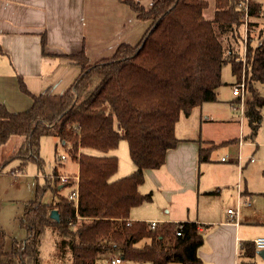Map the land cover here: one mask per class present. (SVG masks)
Returning <instances> with one entry per match:
<instances>
[{"label": "trees", "instance_id": "16d2710c", "mask_svg": "<svg viewBox=\"0 0 264 264\" xmlns=\"http://www.w3.org/2000/svg\"><path fill=\"white\" fill-rule=\"evenodd\" d=\"M122 1L138 19L148 22L136 44L121 43L111 56L92 63L83 50L63 54L81 71L62 93L31 94V106L20 112H10L0 102V146L23 137L16 150L0 158V174L14 159L20 161L14 170L20 171L29 161L42 168L41 138L55 136L77 164L78 188L76 201L70 199L75 180L60 184L55 166L38 186L37 197L26 205L25 239L12 238L7 247L6 233L0 229V264H42L40 245L47 232L59 239L70 264H96L97 258L108 254L150 264H202L198 249L203 234L196 222H157L151 227L146 220L130 219V210L151 201V193L142 194L138 187L144 171L159 168L176 145L180 116L217 100L226 62L236 81L248 78L244 115L250 136H255L264 96L254 84L263 80L264 48L248 45L245 60L239 57L243 0H211V16L205 15L209 0H152L149 7ZM248 4L251 16L264 14V0ZM222 35L237 47L233 49L231 42L225 45ZM41 44L44 54V35ZM20 87L29 93L21 79ZM121 138L136 168L113 180L117 158L108 153ZM217 145L201 147L199 160L208 161ZM45 191L52 194L48 202L40 199ZM52 209L58 212L57 220L50 217ZM240 250L252 256L257 248L254 241H243Z\"/></svg>", "mask_w": 264, "mask_h": 264}, {"label": "crops", "instance_id": "0c3cea01", "mask_svg": "<svg viewBox=\"0 0 264 264\" xmlns=\"http://www.w3.org/2000/svg\"><path fill=\"white\" fill-rule=\"evenodd\" d=\"M134 1L144 7L152 2ZM144 22L122 0H0V102L8 111L20 112L31 106V94L62 93L81 71L63 54L83 50L90 63L109 57L121 43L136 44L147 28ZM20 79L29 93L21 89ZM232 95L236 99L217 97L180 116L175 125L176 145L166 152L159 168L144 171L151 188L142 191L144 183L138 187L142 193L152 192V202L145 204H152L154 210L143 211L141 216L134 210L130 219L196 222L203 234L198 249L202 264H264V249L252 256L240 250L241 242L264 237V209L251 203L255 192L245 173L255 162L254 136L249 127V133L244 131L239 114L244 115L246 105L242 109L241 98ZM12 140L16 148L18 138ZM211 144L218 145L208 161H200L199 149ZM68 162L76 165V174L77 164ZM68 162H58L59 174ZM229 208L236 213L231 216ZM102 257L106 264L110 256Z\"/></svg>", "mask_w": 264, "mask_h": 264}, {"label": "rangeland", "instance_id": "374dc122", "mask_svg": "<svg viewBox=\"0 0 264 264\" xmlns=\"http://www.w3.org/2000/svg\"><path fill=\"white\" fill-rule=\"evenodd\" d=\"M213 12V3L209 0V5L205 10L206 16H211ZM140 20V19H139ZM141 22H144L141 20ZM146 26V21L144 22ZM221 38L224 40L225 45L228 42H231L230 45L235 49L237 45L233 42V39L230 37H226V35H222ZM239 50V47H238ZM250 76V75H248ZM245 81L248 82V78L245 76ZM236 81L235 75L232 73L231 64L226 62L221 67V84L217 88V97L221 100H228V99H236L232 95V83ZM255 87L258 89L260 95L264 96V76L263 80L259 83L254 84ZM241 98L240 106L243 109V105H245L246 100L249 98V92L247 88L242 92L239 96ZM261 121L258 127L256 135L253 137V142L255 148L252 155L255 159L254 163H251L246 170V177L245 179L249 182L250 186L253 188L252 191L255 192L253 200L251 203L257 209H264V106L261 108ZM242 116V122L244 124V131L249 133L248 125L246 118H244L243 112L239 113ZM236 131H238L239 125L238 120L235 125ZM18 138L16 141V148L13 147V142L15 140L9 141L8 143L0 146V158L5 159L7 158L11 152L16 150L20 145L23 137H15ZM56 143V144H55ZM231 150L234 147H230ZM222 150V149H220ZM221 152V151H219ZM250 152V153H251ZM65 154V159H61L60 154ZM228 153V152H227ZM233 151L231 153L226 154L228 155L227 158L232 156ZM108 154H113L117 158V171L112 176V179H117L132 173L135 170V165L130 159L129 156V149L128 144L125 139L121 138L118 142L117 147L110 151ZM40 156L44 159V164L42 168H38V166L32 162H27L24 166L21 167L19 174L13 175L11 171L14 170L18 165H20V161L18 159L11 160L2 170L0 174V229L4 230L7 236L6 246H10V240L17 239L23 240V237H26V229L22 223V217L28 202L34 200L38 195V186H42L45 182V177L43 176L46 174L47 176L51 174L53 168L57 166L59 169L58 162H74L72 161L64 150L63 145L60 143L59 139L55 136H43L41 138V145H40ZM254 164V165H253ZM253 165L251 168L250 166ZM66 170H60L59 175H68L71 178L74 177L73 170H76L75 164H68L66 165ZM66 171V172H64ZM62 172V174H61ZM63 172L65 174H63ZM72 172V173H70ZM59 173V172H58ZM70 173V174H69ZM145 175V173H144ZM147 182L146 176H144V185ZM142 183V184H143ZM141 184V185H142ZM141 188L142 191H145L150 186V180L147 184ZM139 189V188H138ZM67 189H64L65 192ZM140 191V190H139ZM141 192V191H140ZM151 193V201L153 200L152 192L150 190L147 193ZM142 193V192H141ZM146 194V193H142ZM52 197L50 191H45L41 193L40 199L43 202H48ZM147 203V202H145ZM141 204L138 206L133 207L130 210V214L132 211L136 212L139 216L142 215L143 211L154 210L153 205L148 204ZM147 215V214H146ZM139 220V219H135ZM54 237L51 233L45 235L44 242L40 245L41 256L43 263L42 264H70V257L69 253L63 248L58 246L59 239ZM53 241H56V244H53ZM109 255V254H108ZM115 255V254H114ZM112 257V255H109ZM108 257V258H110ZM258 258V256H257ZM96 264H105V260L103 257L96 259ZM107 264V260H106ZM124 264H132L129 261H126ZM147 264H150L147 262Z\"/></svg>", "mask_w": 264, "mask_h": 264}, {"label": "built area", "instance_id": "2783aa9c", "mask_svg": "<svg viewBox=\"0 0 264 264\" xmlns=\"http://www.w3.org/2000/svg\"><path fill=\"white\" fill-rule=\"evenodd\" d=\"M239 8L242 11L243 16V42L241 43L239 47L240 52V58L244 61L246 57V49L249 46L252 48H264V14L259 17H253L249 14V4L248 0H243ZM249 22L255 23L253 27L248 26ZM247 88V82L244 78H242L240 81H236L234 84H232V93L239 97L242 92ZM65 155H61V159H64ZM221 160H226V157H221ZM59 183L64 184L66 183L69 178H71L68 175H59ZM74 178V187L71 191L68 193V197L70 199H74L76 201L78 196V188H77V176L72 177ZM227 212L231 214H235V210L232 208L227 209ZM150 223L151 227H154L157 223L156 221H148ZM176 234H180V231H176ZM255 247L257 249H264V237H258L254 240ZM123 258L119 255H114L107 259V264H123Z\"/></svg>", "mask_w": 264, "mask_h": 264}, {"label": "water", "instance_id": "95a60500", "mask_svg": "<svg viewBox=\"0 0 264 264\" xmlns=\"http://www.w3.org/2000/svg\"><path fill=\"white\" fill-rule=\"evenodd\" d=\"M50 217H51L52 219L57 220V219H58V212H57V210L52 209V210L50 211ZM263 256H264V255H263Z\"/></svg>", "mask_w": 264, "mask_h": 264}]
</instances>
